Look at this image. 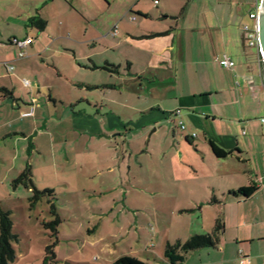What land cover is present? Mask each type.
Segmentation results:
<instances>
[{
	"label": "rangeland",
	"instance_id": "1",
	"mask_svg": "<svg viewBox=\"0 0 264 264\" xmlns=\"http://www.w3.org/2000/svg\"><path fill=\"white\" fill-rule=\"evenodd\" d=\"M135 1L68 0L67 6H73V10L80 11L94 22L97 18L100 23L108 21L109 30L117 26L122 35L141 24L139 19L130 23L127 20L120 22L127 7ZM180 1L156 0V5L154 0H141L139 7L151 15H156L163 6H169L175 14H179L180 8L187 10L186 18L178 27L174 22L162 27L161 23L150 21L143 24L144 28L156 32L162 28L173 30L180 36H194L198 30H210L216 38L226 39L231 35L227 45L224 40L220 42L221 47L224 51L225 46L232 44L229 53H236V59L241 58L238 22L227 25L228 16L216 10L215 0ZM49 2L0 0V37L3 42L6 44V38L11 36L23 38L26 32L36 36L38 32L29 26V20L37 13L44 20L49 15L51 26L65 30L66 35L67 32L73 36L81 34L78 28H74L77 22L80 23L77 16L69 14L70 10L66 8L61 10L57 7L56 12V4L46 6ZM223 7L230 8L227 5ZM133 16L129 14V17ZM244 23H250L246 17ZM23 53L26 55L25 51ZM34 62V68L44 69L40 60ZM52 62L57 63L48 59L42 65L50 67ZM65 62L69 59L62 60ZM14 75L12 80L19 85ZM135 88L139 89V86L135 85ZM28 89L27 93L30 92ZM31 96L32 106L37 107L38 115L39 103L36 100L40 97L36 92ZM47 109L43 107L42 110L46 112ZM49 109L48 112L53 113L54 110ZM0 111L2 125L6 119L4 111ZM62 111L65 108L58 104L57 119L44 124L47 130H44V135L33 137L36 142L27 136L23 143L19 134L4 138L1 145L6 149L0 151V210L9 214L12 223L10 233L15 238L10 243L15 260L10 264H113L124 256H132L148 264H169L163 257L166 244H184L192 236L210 234L217 220L224 225L220 244L235 246L237 237L241 245L247 242L253 247L264 246V187L253 199L240 196L233 201L222 193L246 185L241 173L239 178L230 182L211 183L212 179L206 177L198 166L193 167L195 173L190 168L183 169V163L192 156L186 154L180 136L186 132L185 124V130L180 131L175 123L165 122L157 132L156 140L154 137L150 139L153 128L137 130L138 125H131L124 132V139L117 137L116 143L109 146L104 140H90V134L98 132L96 124H88L81 117L72 120L67 115L70 109L64 116ZM102 111L106 112V109L102 108ZM43 115L47 117L46 113ZM124 115L131 121L139 118L129 108ZM37 120L40 126L41 121ZM13 124L6 125V129L17 128L19 123ZM22 124L27 130L34 127L28 126L27 121ZM172 129L176 131L177 140L172 139ZM29 143H36L38 147L32 154L29 149L27 153L21 150L22 145L29 146ZM122 152H125L126 161L129 158L130 161L125 171L118 172L110 164L118 157L120 159ZM194 163H199L198 159ZM229 164L239 167L236 163ZM26 165L30 166L32 187L42 193L35 199L32 189L15 184ZM108 165L113 170L111 174ZM129 167H132L130 172ZM172 168H175L173 174ZM172 175L174 181L171 180ZM208 183L217 190L215 196L219 203L212 195L205 196ZM230 201L233 203L227 206ZM246 239L250 241H244ZM47 248L54 252L55 258L44 262ZM214 250L205 248L189 252L182 264L212 262L217 255Z\"/></svg>",
	"mask_w": 264,
	"mask_h": 264
},
{
	"label": "crops",
	"instance_id": "2",
	"mask_svg": "<svg viewBox=\"0 0 264 264\" xmlns=\"http://www.w3.org/2000/svg\"><path fill=\"white\" fill-rule=\"evenodd\" d=\"M140 1L136 0L127 7L120 22L127 20L130 23L139 19L141 24L133 31H124L122 35L117 26L109 30L108 21L100 23L97 18L94 22L80 11L73 10V6L68 7V0H50L46 6L56 4V12L57 7L61 10L66 8L70 10L69 14L77 16L80 23L77 22L74 28H78L81 34L73 36L67 32L66 35L65 30L53 28L48 15V18L43 19L46 22L43 31L29 24L38 32L36 36L26 32L23 38H6V44L0 37V109L4 111L6 119L0 125V151L6 147L1 146L4 138L11 135L20 134L23 143L27 136L36 142L34 138L45 133L47 127L44 124L57 119L58 104L65 108L62 116L70 109L67 115L72 120L81 117L88 124H96L98 132L90 134V140H104L109 146L116 143L117 137L124 139V132L131 125H138L137 130L153 128L150 139L156 140L159 136L157 132L164 127L165 122L170 120L176 126L178 120L170 118V113L180 110L179 120L186 125V132L180 134L182 144L187 150L186 154L192 155L187 163H183V169L190 168L191 171L198 166L206 177L212 179L209 181L211 183H227L239 178L241 173L246 185L237 190L230 188L226 195H222L234 201L240 196L235 197L230 193L240 189H255L246 198L253 199L264 187V81L256 51L247 47L241 26L245 17L254 10L255 0H215L216 10L228 16L227 25H236L238 22L240 59L235 58L236 53H229L232 44L225 46L224 51L221 47L220 42L224 40L227 45L231 35L225 39L214 37L210 30H198L194 36H180L176 31H165L163 28L160 32L146 30L143 24L150 21L161 23L162 27L174 22L175 27H178L181 20L186 18L187 10L185 7L180 8L179 14H175L169 6H163L156 15H151L139 7ZM154 4L158 5L156 0ZM223 5L230 8L225 9ZM129 14L135 16L129 17ZM205 28L208 29L206 25ZM25 39H31V43L23 49L12 43L13 40ZM23 51L26 55L19 58V53ZM226 57L234 62L233 69L219 66V61ZM48 59L57 63L52 62L50 67L42 65ZM68 59L69 62L62 63V60ZM36 60H40L41 65H38L44 69L34 68ZM6 65L13 67V70L9 72ZM106 68L115 71L109 72ZM14 73L19 85L12 80ZM24 81L28 84L25 85ZM132 83L138 85L139 89ZM27 88H30L28 93ZM35 92L40 97L36 100L39 103L38 115L37 107L32 106L31 94ZM131 103H134L133 106L128 105ZM43 107L54 111L51 113L47 109L44 112ZM127 108L138 115L136 121L125 119ZM31 110L32 116H21ZM44 113L47 117H44ZM37 119L41 121L40 126L37 125ZM24 121L31 128L34 126L32 130L23 126ZM15 122L19 123L17 128L6 129V125L9 127L8 124L14 125ZM172 139L177 140L173 129ZM210 143L230 152V155L223 159L216 158ZM28 149L32 154L38 149L37 144L21 146L24 153ZM123 153L120 159L118 157L110 164L118 172L125 171L130 161V158L126 161ZM197 159L199 163H194ZM229 162L239 167L231 166ZM175 168H172L171 174ZM131 169L129 167L128 172ZM108 171L110 174L113 172L109 165ZM171 180L174 181L173 175ZM216 193L215 187L208 183L205 196L212 195L215 202L219 203ZM232 203L230 201L227 206ZM234 241L235 246L219 242L214 250L216 259L197 264H264V246L253 247L247 242L241 245L237 237Z\"/></svg>",
	"mask_w": 264,
	"mask_h": 264
},
{
	"label": "trees",
	"instance_id": "3",
	"mask_svg": "<svg viewBox=\"0 0 264 264\" xmlns=\"http://www.w3.org/2000/svg\"><path fill=\"white\" fill-rule=\"evenodd\" d=\"M30 26H33L38 31H43L46 26V22L41 19L38 15L32 17L29 20ZM109 72H114L115 69L106 68ZM211 150L216 158L223 159L230 155V152L225 151L221 148H218L213 143H210ZM15 184H23L24 187L28 189H32L33 191V199L36 198L37 195H41V192L36 191L32 187L31 183V170L30 166L26 165L25 169L19 174L18 178L15 181ZM255 189H240L236 192H232L233 196H243L248 198L252 195ZM11 227L12 223L9 218V214L6 212H2L0 210V264H10L15 260V253L11 247V241L15 240V238L11 235ZM224 231V225L220 220H217L215 226L210 234L206 235H195L192 236L188 241L184 244H180L177 242L174 245L166 244L163 257L167 260L169 264H182L184 261V257L187 253L196 251L199 249H215L219 242L220 236ZM47 256L45 257L44 262H47L49 259H54L55 254L51 251L50 248L46 249ZM113 264H148L145 262H141L135 257L132 256H124L116 260Z\"/></svg>",
	"mask_w": 264,
	"mask_h": 264
},
{
	"label": "built area",
	"instance_id": "4",
	"mask_svg": "<svg viewBox=\"0 0 264 264\" xmlns=\"http://www.w3.org/2000/svg\"><path fill=\"white\" fill-rule=\"evenodd\" d=\"M261 2L262 0H255V7L252 12H250L247 15V19L249 20V24H243L241 26V30L245 34L246 37V45L248 48L254 49L256 51V58L259 64H261V58H260V50H259V38H258V16L259 12L261 10ZM116 33V30L114 31V34ZM15 46H17L20 49L25 48L27 45L31 43V39H25L22 41L13 40L12 42ZM25 54L23 52L19 53V58H23ZM219 66L223 69H233L234 68V62L230 58H224L219 61ZM9 72L13 70V67H10L6 65ZM24 84L27 85L28 83L24 81ZM33 110H31L30 113H24L22 114V117H30L32 116ZM180 110H175L172 113H170V118L177 119V128L180 131H184L185 127L183 122L179 120L180 118ZM262 122H264V119H262ZM192 137H195L194 134L191 135Z\"/></svg>",
	"mask_w": 264,
	"mask_h": 264
},
{
	"label": "water",
	"instance_id": "5",
	"mask_svg": "<svg viewBox=\"0 0 264 264\" xmlns=\"http://www.w3.org/2000/svg\"><path fill=\"white\" fill-rule=\"evenodd\" d=\"M258 38L261 58V76L264 81V0L261 2V10L258 16Z\"/></svg>",
	"mask_w": 264,
	"mask_h": 264
}]
</instances>
